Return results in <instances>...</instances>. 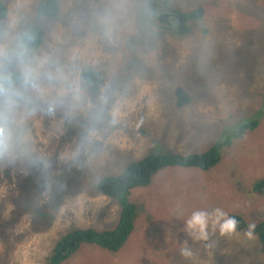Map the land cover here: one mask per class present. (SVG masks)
<instances>
[{
    "label": "rangeland",
    "instance_id": "1",
    "mask_svg": "<svg viewBox=\"0 0 264 264\" xmlns=\"http://www.w3.org/2000/svg\"><path fill=\"white\" fill-rule=\"evenodd\" d=\"M3 1L0 75L14 81L24 62L36 69L35 110L20 119L51 167L45 177L0 160V264H46L69 230L115 227L120 206L97 191L101 177L149 152L205 151L255 116L259 126L224 147L214 167L169 166L133 188L135 230L119 251L84 244L62 264H264L255 234L209 227L201 239L186 230L197 209L264 220V195L253 188L264 176V0H61L56 19L40 20L36 0ZM172 6L204 14L183 32L177 21L161 24ZM33 23L46 29L38 52L18 43ZM87 67L105 76L97 98ZM179 86L191 95L183 107Z\"/></svg>",
    "mask_w": 264,
    "mask_h": 264
},
{
    "label": "trees",
    "instance_id": "2",
    "mask_svg": "<svg viewBox=\"0 0 264 264\" xmlns=\"http://www.w3.org/2000/svg\"><path fill=\"white\" fill-rule=\"evenodd\" d=\"M36 2L35 15L37 19H56L59 16L62 8L61 0H36ZM181 10L176 9L174 6L168 7L169 13L177 14V17H171L177 20L178 27L180 24L182 25L183 32L193 31L195 22L201 19L204 14L203 8L197 7L190 11ZM162 11V9L156 10L155 16ZM8 15V5L3 0H0V22L7 20ZM179 18L181 22L178 20ZM192 21L194 23L189 24ZM161 24L168 25L169 23L161 22ZM45 38L46 29L44 26L39 23H33L22 31L18 43L26 51L38 52ZM83 79L90 96L97 98L101 94V88L105 82V76L102 71L94 67H87L83 71ZM174 96L178 107H183L191 101L190 93L182 86L176 89ZM259 124L260 118L255 116L243 121L226 134L224 138L212 144L205 151L189 154H183L171 149L149 152L143 157L131 161L121 173L101 177L96 183L97 191L115 199L120 206L117 225L106 229L87 227L69 230L56 242L47 257L46 264H62L78 252L84 244L96 245L109 252L119 251L135 230L137 206L129 199L133 188L149 185L155 173L169 166L194 167L204 171L214 167L220 162L224 147H230L236 139H240L248 132L254 131ZM73 125L75 128L77 125L81 128L84 124L73 123ZM74 131L75 129L71 128L70 132L72 134ZM80 131L78 133H81ZM88 145L91 144L89 143ZM253 188L258 194L264 195V176L255 181ZM230 216H234L240 221L239 231L246 230V224L250 222L242 213L233 212L230 213ZM255 224L254 234L257 235L261 244V251L264 254V220L257 221Z\"/></svg>",
    "mask_w": 264,
    "mask_h": 264
},
{
    "label": "clouds",
    "instance_id": "3",
    "mask_svg": "<svg viewBox=\"0 0 264 264\" xmlns=\"http://www.w3.org/2000/svg\"><path fill=\"white\" fill-rule=\"evenodd\" d=\"M38 79L36 69L29 62L22 63L15 81L0 75V160L25 163L47 177L51 165L34 151L27 126L20 119L21 112L28 116L35 110L29 93L36 87ZM209 227L218 228L221 235H233L240 228V221L218 207L193 210L186 221L189 234L201 239L208 238ZM255 229V223H247L245 235L253 237Z\"/></svg>",
    "mask_w": 264,
    "mask_h": 264
},
{
    "label": "flooded vegetation",
    "instance_id": "4",
    "mask_svg": "<svg viewBox=\"0 0 264 264\" xmlns=\"http://www.w3.org/2000/svg\"><path fill=\"white\" fill-rule=\"evenodd\" d=\"M168 10V9H167ZM169 12L163 11L160 15V18L163 19L165 23L172 24L173 21H177L175 18L168 15Z\"/></svg>",
    "mask_w": 264,
    "mask_h": 264
},
{
    "label": "water",
    "instance_id": "5",
    "mask_svg": "<svg viewBox=\"0 0 264 264\" xmlns=\"http://www.w3.org/2000/svg\"><path fill=\"white\" fill-rule=\"evenodd\" d=\"M168 15L169 16H175V17H177V14L176 13H168ZM178 20L181 22V19L180 18ZM178 29H182V25L181 24L179 25Z\"/></svg>",
    "mask_w": 264,
    "mask_h": 264
}]
</instances>
